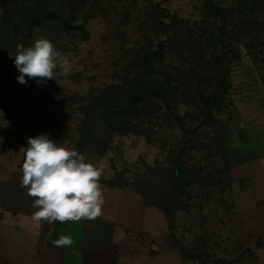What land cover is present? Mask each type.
Instances as JSON below:
<instances>
[{
    "label": "rangeland",
    "instance_id": "1",
    "mask_svg": "<svg viewBox=\"0 0 264 264\" xmlns=\"http://www.w3.org/2000/svg\"><path fill=\"white\" fill-rule=\"evenodd\" d=\"M213 6L228 9L231 0H97L76 16L86 35L52 41L60 54L54 80L38 86L36 78L26 77L28 83L20 84L16 68L1 75L0 111L8 123L4 127L0 118L7 134L0 141V183H21L27 139L46 132L102 170L104 203L94 219L131 233L140 255L151 252L153 242L165 251L158 238L167 235L173 252L188 264H264V17L259 18L261 27L237 45L239 58L228 66L226 95L213 92L210 80L198 92L188 77L171 101V111L160 105L156 116L140 122L135 132L77 148V122L87 97L118 82L148 37L153 44L166 39L161 31L154 37V31L142 29L147 13L164 16L166 24L171 22L167 16L174 17L184 33L186 26L187 34L204 45ZM64 57L71 65L67 72L59 63ZM188 65L186 59V74ZM205 99L217 102L213 120L198 111ZM176 163L187 174L182 188H167L165 206L171 214L166 216L146 207L130 185L144 176L157 188L158 177ZM105 181L116 186L106 187ZM53 221L59 229L61 221H36L0 208V252L22 251L29 259L19 261L35 263ZM165 262L177 264V259ZM0 264L10 263L0 256Z\"/></svg>",
    "mask_w": 264,
    "mask_h": 264
},
{
    "label": "trees",
    "instance_id": "2",
    "mask_svg": "<svg viewBox=\"0 0 264 264\" xmlns=\"http://www.w3.org/2000/svg\"><path fill=\"white\" fill-rule=\"evenodd\" d=\"M94 2L97 0H0V76L15 68L9 54L15 53L18 44L29 47L39 37L55 42L72 33L86 35L84 23H77L76 16ZM211 10L212 20L207 22L211 33L204 45L198 42L197 45V37L187 34L190 32L186 26L184 33V27L174 17L167 16L171 22L166 24L164 16L155 15L153 10L147 13L142 29L154 31V37L161 31L166 39L164 42L158 39L153 44L148 43L152 39L148 37L146 43L134 50L125 67L126 74L118 82L87 97L77 122V148L106 137L135 132L140 122L156 116L160 105L171 111V101L175 100L188 77L193 78L190 83H194L198 92L210 80L214 83L213 92H219L222 97L228 93V66L238 60L237 45L242 43L243 37L248 39V35H253L250 31L256 32L255 28L261 27L259 18L264 17V0H231L228 9L213 6ZM261 32L258 30L257 35L260 36ZM254 40L249 41L253 43ZM198 46H203V50ZM186 59L189 74L184 73ZM211 101L205 99L198 111L207 112L208 118L213 120L212 111L217 102ZM6 135L0 129V137L5 139ZM147 171L153 170L148 168ZM186 174L184 166L176 163L158 177L157 188L144 176L135 177L130 187L141 196L146 207L169 216L171 213L165 206L169 199L167 188H182ZM102 184L116 186L114 181ZM35 199L22 183H0V208L10 213L33 217L38 210L34 207ZM18 206L21 209L18 210Z\"/></svg>",
    "mask_w": 264,
    "mask_h": 264
},
{
    "label": "clouds",
    "instance_id": "3",
    "mask_svg": "<svg viewBox=\"0 0 264 264\" xmlns=\"http://www.w3.org/2000/svg\"><path fill=\"white\" fill-rule=\"evenodd\" d=\"M9 55L19 73L16 80L20 84L28 83L26 77L36 78L38 86L54 80L60 54L46 37L37 38L29 47L18 44L15 53ZM59 63L66 72L71 66L67 57ZM0 118L6 122V127L8 122L2 111ZM22 173V186L27 188L30 196L37 198L34 220L78 221L94 219L101 214L104 200L99 178L102 170L87 162L84 154L58 144L48 133L27 139ZM59 243L70 245L72 239L65 237Z\"/></svg>",
    "mask_w": 264,
    "mask_h": 264
},
{
    "label": "crops",
    "instance_id": "4",
    "mask_svg": "<svg viewBox=\"0 0 264 264\" xmlns=\"http://www.w3.org/2000/svg\"><path fill=\"white\" fill-rule=\"evenodd\" d=\"M57 224L52 222L44 248L37 253V257L34 255L36 262L31 264H167L164 261L173 257L177 259V264H188L184 260L186 258L173 252L171 240L167 235L158 238V243H164L165 251H161L156 247V242H153L152 251L140 255V247L131 233L119 230L110 223L81 218L78 221H63L59 229ZM65 237H71L72 244H60L59 241ZM15 254L0 252V256L10 264H27L19 260L29 259L26 257L28 254L22 251Z\"/></svg>",
    "mask_w": 264,
    "mask_h": 264
}]
</instances>
